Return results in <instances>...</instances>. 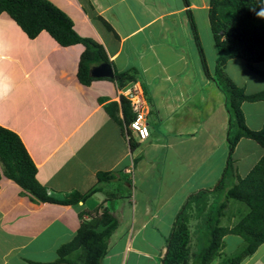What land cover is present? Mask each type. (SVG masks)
Here are the masks:
<instances>
[{"label":"crops","instance_id":"1","mask_svg":"<svg viewBox=\"0 0 264 264\" xmlns=\"http://www.w3.org/2000/svg\"><path fill=\"white\" fill-rule=\"evenodd\" d=\"M48 1L71 19L81 38L103 46L114 76L126 74L141 84L150 107V137L142 141L126 133L120 93L124 85L115 77L88 86L79 81L83 45L61 46L46 31L30 39L2 13L0 126L21 138L37 168L36 179L50 198L63 201L80 194L84 200L69 206L35 201L4 175L0 162V264L55 263L59 249L105 210L118 221L119 217L130 221L139 237L144 231L175 228L187 207L195 209L191 221L204 220L213 207L218 209L213 200L219 190L227 199L232 188L242 187L244 193L246 180L260 183L262 177L264 182V174L250 179L264 148L243 138L231 155L232 187L224 186L230 156L229 112L225 95L212 79L219 53L210 23L211 0ZM191 17L196 28L204 24L202 32L197 28L199 42ZM207 47L215 55L208 57ZM219 67L231 81V72H238L239 89L246 95L264 92V63L254 65L258 72L242 59ZM241 111L250 130L264 128V101H245ZM211 158L218 163V176L210 184L200 175L202 164ZM103 174H113V179L99 180ZM121 199L127 200L124 206L118 202ZM230 203L228 207H234ZM246 207V214L236 208L224 226L226 209L220 228L233 231L250 215L251 208ZM112 237L101 264H127L133 255L138 260L158 258L147 245L135 247L133 242L113 250ZM228 239L236 240L230 243L232 251L245 244L238 256L245 252L244 238L228 233L222 238V256L234 254H226ZM159 249L163 261L166 245ZM79 254H71L69 260L81 264ZM239 264H264V242Z\"/></svg>","mask_w":264,"mask_h":264},{"label":"trees","instance_id":"2","mask_svg":"<svg viewBox=\"0 0 264 264\" xmlns=\"http://www.w3.org/2000/svg\"><path fill=\"white\" fill-rule=\"evenodd\" d=\"M2 13H7L30 39H35L46 31L61 46L83 45L85 51L81 56L78 71V79L83 85L88 86L92 81L97 80L90 75L92 66L109 63L103 46L92 40L81 38L74 31L71 19L48 0H0V15ZM261 13H264V0H211L210 23L219 53V66H224L231 59H242L251 70L258 72L254 65L264 63V15ZM191 24L196 41L199 42L197 28L192 17ZM203 66L207 77L210 78L204 56ZM128 77L129 75L120 74L116 75L115 79L124 85L122 88H126L127 85L135 82L134 78ZM212 79L225 95L227 109L231 115L228 131L230 156L227 168L232 170L231 155L241 139H252L264 148V128L257 132L250 130L245 124L241 111V104L245 101H264V92L246 95L242 89L235 87L221 67H217ZM122 101L125 123L128 125L135 116L128 101L124 98ZM0 162L4 175L17 183L24 192H28L35 201L69 206L77 205L78 202L84 200L80 194H73L63 201L50 198L45 188L36 179L37 168L21 138L1 126ZM262 174H264V157L252 172L250 179H258ZM105 178L111 180L113 174L99 176V180ZM262 179L261 177L260 183L254 180L255 183L252 184L246 180L245 184L249 186H246L244 193L241 192L242 187L229 190L226 201L218 207L215 218H211L213 224L207 228L206 232L208 242L202 245L198 252L195 251L194 255H191L189 232L185 224H181L179 217V223L175 229L181 224V228H185L183 229L184 237L178 235L182 240L177 239L167 249L163 264H211L222 247V238L228 233L243 237L247 244L242 257L235 258L229 264H239L244 257L252 255L264 242V182ZM95 192L93 191L92 194ZM231 199L248 204L251 213L233 231L222 230L219 226L220 219ZM183 214L184 211L181 215ZM118 228L119 221L109 211L97 213L94 218L82 225L71 243L59 249L60 259L53 264L70 263L67 257L76 252L80 253L78 261H81V264H101L107 256L110 239ZM190 256L192 257L191 262H189Z\"/></svg>","mask_w":264,"mask_h":264},{"label":"rangeland","instance_id":"3","mask_svg":"<svg viewBox=\"0 0 264 264\" xmlns=\"http://www.w3.org/2000/svg\"><path fill=\"white\" fill-rule=\"evenodd\" d=\"M179 1L180 2L182 1L183 3H185V0H179ZM188 2H190V0H188ZM203 26H204V24L200 23V26L199 25L197 26L198 30L201 29V32H202L204 29ZM194 36H195V34H194ZM207 52H208V57H212L213 55H215V52L214 51L210 52V49L208 47H207ZM261 68H264V67H261ZM228 71H232V69H230V70L228 69ZM261 74H263V73H261ZM231 75L233 76V77H231L233 79L232 81H234L233 84L235 85V87L239 88L240 82H238L239 81L238 80V78H239L238 72L233 71V72H231ZM250 82H260V81L251 80ZM230 120H231V115L228 114V122H230ZM227 144H228V142H227ZM222 154H223V152H222ZM198 158H199V156L197 155L196 159H198ZM201 167L203 170H201L202 174L200 176L203 178L205 175V180L211 184V182H213L215 180V178L218 176V174L216 173L218 171L217 170L218 163L215 162L211 158V160L206 164V166L204 164H202ZM232 173H233V170H229L227 168V171L225 173L224 186L232 187L233 179H232V176L230 175ZM227 189L229 190V188H227ZM224 192H225L224 190H219L218 193L216 194V198H215V199H217V198L218 199L215 201L213 200V202L216 204L217 207H219L220 204L224 203V200H226L225 196L223 194ZM129 196H130V194H127L126 196H124V198L129 197ZM153 199L154 198H152V200ZM125 200L126 199H121V201H118V202H120L122 204V206H124L123 202L127 201V200L126 201ZM230 202H231L230 205L231 206L233 205L234 207H230V208L228 207L227 208L226 212L227 211L228 212L225 214V217L222 218L224 226H226L225 224H228V221L233 216H235V214L237 212L236 208L239 209V207H240L242 210H245V214L247 212L246 211L247 207H246V204L244 202H240L238 200H232V199L230 200ZM154 205H155V201H153V204H151V208H154ZM191 210L193 213L195 212V209H189L187 207L185 209V213H184L185 215L184 214L179 215V217L181 218V224L184 223L186 230L189 232V239H191V242H190V250L192 252L191 255H194L193 253L195 251L198 252L200 247L202 245H205L208 242L207 241L208 234L206 233L208 231L207 228L213 224V222L211 223V218H215V213L217 212L218 209H214V207H213V211L209 212L204 220H199V221L197 220V218H196V220L192 219V221H191V218H192L190 216V215H192ZM181 212H183V211L181 210ZM180 214H182V213H180ZM197 215H198L197 216L198 218H201V214L200 215L197 214ZM128 217H129V215L126 214L125 219H127ZM204 217H205V214L203 215V218ZM203 218H201V219H203ZM119 221H120L119 222V228L114 233L115 235L112 237V245L114 246L113 250L114 249L120 250L122 248L123 243L125 244V242H127V244L130 242H133V245L135 247H139V245H147L149 253L150 254L152 253V255L158 256L157 259L150 260L149 258H147L146 260L145 259L138 260V257L133 255L130 259V261H132V263L129 261L130 263L128 262L127 264H163V261L160 259V254H161V249H159L160 246L163 244L166 245V250H167L171 246V244L173 242H175L177 239L182 240V238L178 237V235L184 237L183 229H185V228L182 229L181 224L179 227H176V229L172 228L171 230L166 229V230H160V231H152V230L144 231L142 233V235H140L138 237L137 232H136L135 228L132 226L130 221L120 220V217H119ZM220 224H221V227H223L222 221L220 222ZM175 231H177V232H175ZM143 238H144V240H143ZM234 241H236V240L230 241L228 239L225 242V244L227 245V253L226 254L227 255H230L228 253H234V254H232V256L225 257V256H222V254H219L220 251H218L219 252L218 255L216 256V258L213 259V261H211V264H229L235 258L242 257V254L239 256H238V254H239V251L241 252L244 249V248H242L244 243L239 245L238 250L232 251V247L230 246V243H234ZM150 246L155 248L156 253L153 252V249H151ZM244 247H245V244H244ZM129 253L130 252H128V254ZM78 256H77V259H78ZM59 259H60V256H59ZM67 259L69 260V257H67ZM74 260H75V257H74ZM191 260H192V257L190 256L189 262H191ZM75 262H77V261H75ZM69 264H72V263L70 262Z\"/></svg>","mask_w":264,"mask_h":264},{"label":"built area","instance_id":"4","mask_svg":"<svg viewBox=\"0 0 264 264\" xmlns=\"http://www.w3.org/2000/svg\"><path fill=\"white\" fill-rule=\"evenodd\" d=\"M121 97L128 101L135 118L129 125H124L126 133H134L140 140L150 137V128L147 118L150 114V107L147 102L145 91L139 82L129 84L126 88L120 89ZM129 134H128V137Z\"/></svg>","mask_w":264,"mask_h":264},{"label":"water","instance_id":"5","mask_svg":"<svg viewBox=\"0 0 264 264\" xmlns=\"http://www.w3.org/2000/svg\"><path fill=\"white\" fill-rule=\"evenodd\" d=\"M91 76L96 79H114L113 68L109 63H103L91 70Z\"/></svg>","mask_w":264,"mask_h":264},{"label":"clouds","instance_id":"6","mask_svg":"<svg viewBox=\"0 0 264 264\" xmlns=\"http://www.w3.org/2000/svg\"><path fill=\"white\" fill-rule=\"evenodd\" d=\"M261 15H264V13H261ZM128 86V85H127Z\"/></svg>","mask_w":264,"mask_h":264}]
</instances>
